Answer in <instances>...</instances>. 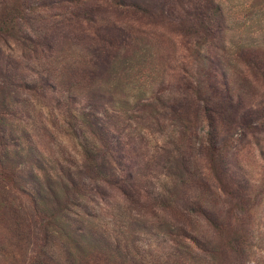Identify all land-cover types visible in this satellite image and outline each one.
<instances>
[{
	"label": "rangeland",
	"instance_id": "rangeland-1",
	"mask_svg": "<svg viewBox=\"0 0 264 264\" xmlns=\"http://www.w3.org/2000/svg\"><path fill=\"white\" fill-rule=\"evenodd\" d=\"M129 1L7 0L22 45L0 41V264H264V82L231 56L264 42V0H214L224 53L198 38L199 0Z\"/></svg>",
	"mask_w": 264,
	"mask_h": 264
},
{
	"label": "trees",
	"instance_id": "trees-1",
	"mask_svg": "<svg viewBox=\"0 0 264 264\" xmlns=\"http://www.w3.org/2000/svg\"><path fill=\"white\" fill-rule=\"evenodd\" d=\"M150 1L151 0H131L127 4L131 7H138L140 4H147ZM173 1H175V2H173ZM177 1L178 0H171L170 1L171 6L176 4ZM120 2H121L120 5L124 4L123 1H120ZM171 2H173V3H171ZM8 5L9 4H8L7 0H2V1L0 0V26L4 27V30L2 32H0V41L2 44H5L6 38H11L14 40V44L22 45V43H20V41L22 40V36L19 33V31L15 30V26H13V25L8 26V24L6 23L7 18L10 17V15H11L10 12H7L9 9ZM196 9H197L196 16H198L200 19V25L198 27H199L200 32H201V34L198 38H200V39L202 38V40L204 42H206L207 45H209V47H213L214 50L216 49L217 51L224 53L225 46H224L223 42H224V30L227 29L226 28L227 27V25H226V18L227 17L224 14V12L222 11L221 6L217 2H215L214 0H199V5L196 7ZM183 16H185V13L183 14ZM180 17H178L177 19H180ZM39 45H41V44H39ZM37 46H38V43L35 44V47H37ZM35 47H33V49H32V52H34V53H35ZM231 47L233 48L231 56L233 55L235 57L234 61H239L243 65V67L246 68L245 72L250 71L251 76L254 79H261V81L264 82V42L263 41H259V42L249 41L247 43L243 42L239 46H236V44H233V45H231ZM249 51H250L249 57H252V58H250V59L249 58L248 59L242 58L243 54H245V52H249ZM213 58H214V55L212 57L207 56V55L204 56V59L210 60V61ZM216 59H219V57L216 56L214 58V61H216V63H217L216 67L218 69V65L220 63ZM216 67H215V73H216ZM221 72L222 71H219V73H218L219 77L221 76ZM221 87L223 88L224 94L220 95L219 98L224 101L223 105L225 106V108L222 110V113H226L228 110L231 109V111L229 113L230 119H227L225 116H224V119H227L230 123H233L235 120V119H233V117H236L237 110H241L243 108V101L244 100H242V97L239 95V93H235L234 95L232 93L230 94V90L227 89V82L221 83ZM206 88L208 91L211 92V90L213 88L211 81H207ZM257 106L258 105H256V107ZM257 111H255L251 114H255ZM219 114H221V113H219ZM248 116L249 115L239 117V121L242 122V123H240V125L242 127H246V125H249V123H251V120L258 121L261 119L260 117H256V118L251 119ZM80 117L85 120L86 126H88L92 130L93 134H94V132H97L96 135L99 136L98 139H99L101 147L107 148V143H102V137H104L105 141H107V131L104 128V125H103L104 123L101 122L100 119H98L95 115H93L91 110H88L87 112L83 111L80 114ZM207 120H210V117H207ZM207 127L210 128L209 125H207ZM253 130H256V128L254 127ZM209 134H210V132L208 133V135ZM172 161L174 163H177V166H178V162H179L178 158L172 157ZM107 167H109L108 162H105L103 159L99 160V163L97 165L92 166V169H91L92 173H93L92 175L94 177L99 176L103 182L109 183L110 180H108V179L111 176H113V173L111 172V170L106 171ZM83 168L86 169L87 166L83 165ZM66 178L69 180L68 177H66ZM64 189H65V187H64ZM118 189L121 191L122 195L125 198L126 197L129 199L131 198L132 192L127 191L121 185L118 186ZM65 192H66V190H63V196H64ZM170 201H172V200H170ZM62 210L63 209H61L60 207L57 206L51 210L50 217L47 216L48 222H50V218H51V222H50L51 227H53L54 221L56 220V217L59 216L58 214ZM171 242H172V244H176L175 239H171ZM126 245L127 244H125L123 246L124 249L126 248ZM118 248H119V246L116 245L114 247V250H117ZM199 250H201V249H199ZM201 251H203V249ZM169 256H172L174 258H181V253L176 251V249H173L172 252L169 253ZM203 262L204 261L202 260V263Z\"/></svg>",
	"mask_w": 264,
	"mask_h": 264
}]
</instances>
